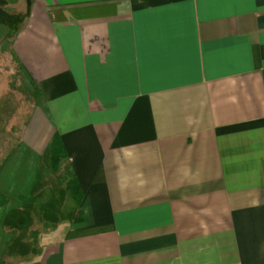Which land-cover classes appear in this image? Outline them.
Wrapping results in <instances>:
<instances>
[{
	"label": "crops",
	"instance_id": "crops-1",
	"mask_svg": "<svg viewBox=\"0 0 264 264\" xmlns=\"http://www.w3.org/2000/svg\"><path fill=\"white\" fill-rule=\"evenodd\" d=\"M3 2L58 187L33 264H264V0Z\"/></svg>",
	"mask_w": 264,
	"mask_h": 264
},
{
	"label": "rangeland",
	"instance_id": "rangeland-1",
	"mask_svg": "<svg viewBox=\"0 0 264 264\" xmlns=\"http://www.w3.org/2000/svg\"><path fill=\"white\" fill-rule=\"evenodd\" d=\"M3 1L0 11L17 10V3ZM6 20L3 17L0 22ZM7 27L0 24V264H33L38 260L35 255H44L53 239L52 230L45 227L50 225L49 217L40 205L46 197L56 198L58 187L49 181L52 174L47 159L36 165L32 154L20 147L36 121L41 101L9 47L13 36ZM59 180L63 187L73 181L70 174H62ZM40 187L45 188L42 196L34 197L33 190Z\"/></svg>",
	"mask_w": 264,
	"mask_h": 264
},
{
	"label": "trees",
	"instance_id": "trees-1",
	"mask_svg": "<svg viewBox=\"0 0 264 264\" xmlns=\"http://www.w3.org/2000/svg\"><path fill=\"white\" fill-rule=\"evenodd\" d=\"M60 161H61V155H59L58 153L55 152L53 155V159H52L53 169L56 170L59 167Z\"/></svg>",
	"mask_w": 264,
	"mask_h": 264
}]
</instances>
